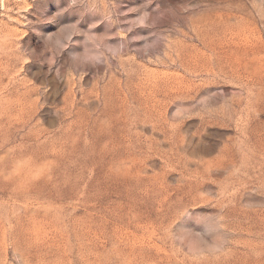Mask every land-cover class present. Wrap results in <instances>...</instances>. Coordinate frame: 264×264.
<instances>
[{
  "label": "rangeland",
  "instance_id": "rangeland-1",
  "mask_svg": "<svg viewBox=\"0 0 264 264\" xmlns=\"http://www.w3.org/2000/svg\"><path fill=\"white\" fill-rule=\"evenodd\" d=\"M0 264H264V0H0Z\"/></svg>",
  "mask_w": 264,
  "mask_h": 264
}]
</instances>
